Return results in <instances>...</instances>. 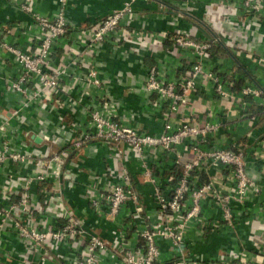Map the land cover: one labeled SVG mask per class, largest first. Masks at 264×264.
<instances>
[{
  "label": "built area",
  "instance_id": "2783aa9c",
  "mask_svg": "<svg viewBox=\"0 0 264 264\" xmlns=\"http://www.w3.org/2000/svg\"><path fill=\"white\" fill-rule=\"evenodd\" d=\"M135 1L123 0L120 6L89 27H82L66 18L68 0H53L54 12L51 15L37 13L32 0L19 4V10L28 16L25 25L30 31H36L37 35L32 52H24L6 42H0V47L10 55L18 73L17 77L7 82L9 89L21 96L19 109L13 113L14 116L33 106L39 108L43 100H47V105L50 104L53 109L64 108L65 103L60 101L68 89L64 80L75 76L77 66L83 61L81 54L87 50L93 53L96 47L101 48L106 43H114V46L121 43H146L143 47L148 49L155 40L159 43L167 41L169 53L177 54L175 57L178 60L187 56L188 68L177 79L168 78L164 70L157 66L147 71L143 90L154 94L153 106H166L163 113L164 126L159 135L145 134L123 122L116 103L104 96L103 83L92 66L87 69L82 84L85 90L83 96H87L84 109L88 125L80 133L65 139L63 146L58 145L54 139L44 137L58 149L41 158L33 151H14L8 141L2 142L0 169L6 163L26 164L33 166L35 172L25 177L8 175L4 180L0 202V259L5 234L8 233L17 243L30 250L31 255H23L22 262L34 256L38 264H48L49 261V264H107L109 257L113 259V264H203L199 258L192 260L184 255L185 235L192 223L201 222L203 203L209 199L217 202L221 210V221L229 227L234 225L231 202L243 203L252 186L245 172L243 150H203L209 136L219 129L218 122L197 124L181 117L173 126L169 117L172 114L181 115L187 108L199 78H203L213 94L221 100H237L242 105L245 103L244 98H258L262 91L248 85L241 88L239 94H235L217 72L206 70L205 63L215 58L211 51L212 44L175 27L183 12L172 16L169 24L174 28L170 32L160 33L156 37L123 28L121 22H126L128 27L134 15ZM223 2L228 3L234 13L241 11L244 15L264 20V0ZM62 42H65L62 54L56 57L54 52ZM245 56L253 62L263 61L251 54L246 53ZM92 91L97 93L93 98ZM77 104L81 102L74 100V103H69L71 111L74 112ZM40 130L45 131L42 127ZM91 141L102 144L114 161L107 173L111 181L105 182L98 193L92 183L83 195L97 222L103 220L110 227L109 239L101 237L94 229L86 228L82 220L65 208L61 194L63 187L61 190L54 187L56 183L63 184L61 176L68 155L82 150ZM183 143L192 155L186 162H182L181 157L176 155L177 146ZM159 149L174 156V167H181L176 176L168 175L163 185L156 181L148 166V157ZM123 156H131L138 161L143 176L152 185L154 214L143 216L144 207L126 163L122 161ZM205 162V171L210 167L217 172L205 183L194 181V170ZM223 172L229 173L226 181L231 186V193L225 195L220 194L215 187L218 184L217 177H221ZM101 177L98 174L99 180ZM37 184L51 185L42 200L33 192L32 187ZM45 190L44 187L43 192ZM53 208L57 212L55 217L46 221L37 219L39 216L44 218V214ZM160 245L167 246L170 260H160ZM223 253L217 264H249L251 258L243 251Z\"/></svg>",
  "mask_w": 264,
  "mask_h": 264
},
{
  "label": "crops",
  "instance_id": "0c3cea01",
  "mask_svg": "<svg viewBox=\"0 0 264 264\" xmlns=\"http://www.w3.org/2000/svg\"><path fill=\"white\" fill-rule=\"evenodd\" d=\"M23 1L25 0H0V42H6L24 52H32L37 32L30 31L25 25L28 16L19 10V4ZM32 2L37 13L51 15L54 12L53 0ZM122 2L123 0H68L66 18L82 27H89L106 17ZM133 12L128 27L126 22H121V26L128 31L140 32L141 35L150 37L170 32L174 28L169 24L172 16L183 12L175 27L188 31L198 40L208 41L213 46L215 58L205 63V69L217 72L235 94H239L240 89L248 85L262 91L258 98H244L245 103L242 105L237 100H221L213 94L206 81L199 78L187 108L181 115L172 114L169 122L175 126L181 117L197 124L218 122L219 129L209 136L203 150L242 149L245 172L252 181L243 203L231 202L235 218L231 227L221 221V210L217 202L209 199L203 203L201 222L192 223L185 235V257L192 260L199 258L203 264H217L223 252L234 250L248 253L251 257L249 264H264V20L244 15L241 11L234 13L231 6L223 0H136ZM64 43L59 44L54 52L56 57L62 54ZM145 44L121 43L114 46V43H106L101 48L96 47L93 53L85 51L81 54L83 61L77 66L75 76L64 80L68 87L67 93L60 100L65 103L64 108L53 109L50 104L47 105V100H43L39 108L33 106L24 109L17 116L13 113L19 109L21 96L10 90L7 82L8 79L17 77L18 73L10 55L0 47V145L3 141H8L12 150L33 151L41 158L58 149L44 137L54 139L58 145L63 146L65 139L72 138L87 127L84 109L87 96H83L85 90L82 84L87 69L92 66L103 83L104 96L116 103L123 122L145 134L162 133L166 106H153L154 94L143 90V81L148 69L153 66L163 69L168 78L177 79L186 73L188 60L185 54L180 61L175 57L177 54L169 53L167 41L159 43L155 40L148 49L143 47ZM246 53L263 61H250L245 56ZM29 88L32 90V85ZM96 94L92 91L91 98ZM74 100L81 104H77L73 112L69 103H74ZM41 127L45 131H41ZM36 136L41 139L39 142L33 139ZM176 155L181 157L182 162L192 158L184 143L177 146ZM173 159L172 154L160 149L148 157V166L160 185L179 168L174 167ZM122 161L126 163L134 188L140 196L145 211L143 216L154 214L153 187L143 176L140 163L131 156H123ZM113 162L102 144L91 141L82 150L68 155L61 176L63 184H54L57 190L63 187L61 194L65 208L82 220L86 228L94 229L95 233L108 239L111 237L110 227L103 220L97 222L83 195L92 183L97 187L98 193L105 182L111 181L107 173L113 167ZM205 164L206 162L194 170V181L207 182L217 172L210 167L205 171ZM34 172L30 165L4 164L0 169V202L4 180L8 175L25 177L34 175ZM98 174L102 175L100 180ZM228 175V172H223L221 177H217L218 184L215 187L220 194L231 193V186L226 181ZM44 187L46 190L43 192ZM32 188L34 194L42 200L50 191L51 185L37 184ZM124 212L125 210L123 214ZM56 214L53 208L44 214V218L39 216L37 219L46 221ZM28 254L31 255L25 245L17 243L8 233L5 234L0 264H38L34 256L22 262V256ZM170 258L167 246L162 245L160 260L164 262ZM107 259V264H113L111 257Z\"/></svg>",
  "mask_w": 264,
  "mask_h": 264
},
{
  "label": "water",
  "instance_id": "95a60500",
  "mask_svg": "<svg viewBox=\"0 0 264 264\" xmlns=\"http://www.w3.org/2000/svg\"><path fill=\"white\" fill-rule=\"evenodd\" d=\"M200 31H203L201 28H199ZM208 35H206L207 37ZM208 38V37H207ZM211 41V39H209ZM33 139L35 140V142H39L41 139L39 137H33Z\"/></svg>",
  "mask_w": 264,
  "mask_h": 264
},
{
  "label": "trees",
  "instance_id": "16d2710c",
  "mask_svg": "<svg viewBox=\"0 0 264 264\" xmlns=\"http://www.w3.org/2000/svg\"><path fill=\"white\" fill-rule=\"evenodd\" d=\"M213 47V46H212ZM212 51V53H213V49L211 50ZM214 54V53H213ZM179 168L178 169H176V171L174 172V176H176L179 172H180V169H181V167L180 166H178ZM205 183V182H204Z\"/></svg>",
  "mask_w": 264,
  "mask_h": 264
}]
</instances>
